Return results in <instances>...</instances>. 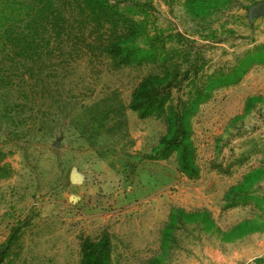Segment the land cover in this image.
I'll use <instances>...</instances> for the list:
<instances>
[{"label": "rangeland", "instance_id": "obj_1", "mask_svg": "<svg viewBox=\"0 0 264 264\" xmlns=\"http://www.w3.org/2000/svg\"><path fill=\"white\" fill-rule=\"evenodd\" d=\"M147 78L199 106L194 177ZM91 255L264 264V0H0V264Z\"/></svg>", "mask_w": 264, "mask_h": 264}, {"label": "trees", "instance_id": "obj_2", "mask_svg": "<svg viewBox=\"0 0 264 264\" xmlns=\"http://www.w3.org/2000/svg\"><path fill=\"white\" fill-rule=\"evenodd\" d=\"M132 50L131 54H134ZM138 53H142L139 51ZM210 98L207 95L205 99ZM173 95L163 89L155 86L152 78L145 79L137 89L135 99L131 109L139 112L142 118H148L154 115L163 116L169 128L173 129L171 135L173 145L168 148L163 158H169L174 153H178L179 165L184 173H189L194 177L197 175V170L193 159V147L189 137L191 136V124L193 118L199 112V106H195L194 98L191 97L188 101H181L176 107H170ZM176 145V146H175ZM193 170V172H189ZM91 255L88 258L89 264H110L109 258L106 263H103L99 258H93Z\"/></svg>", "mask_w": 264, "mask_h": 264}]
</instances>
